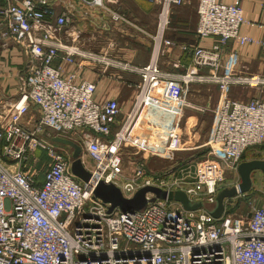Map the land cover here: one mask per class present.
<instances>
[{"label": "built area", "instance_id": "built-area-1", "mask_svg": "<svg viewBox=\"0 0 264 264\" xmlns=\"http://www.w3.org/2000/svg\"><path fill=\"white\" fill-rule=\"evenodd\" d=\"M4 1L2 47H21L27 61L17 80L16 100L0 98V264H264V207L238 216L228 199L216 220L204 210L187 212L179 203L161 199L149 201L142 211L109 212L108 204L94 198L97 184L104 181L128 199L141 188L155 187L214 203L246 151L264 143V100L245 102L225 95L207 157L192 170L157 173L148 169L146 160L133 162L130 171L124 166L123 151L129 145L137 147L136 154L152 156L169 149L132 136L155 84L165 83L168 96L190 85L216 87L224 94L234 87L264 90V75L222 71V46L254 42L240 33L246 22L241 1L198 0V39L219 42L211 49L193 47L192 67L179 75L163 72L157 55L163 46L173 45L165 39L170 12L186 0H150L159 3L161 11L154 56L146 66L82 47L81 33L68 31V15L59 13L52 0ZM118 2L93 0L91 5L116 23H128L115 9ZM58 58L78 68L86 63L104 73L138 76L139 91L123 122L116 99L98 100L96 84L79 82L77 72L65 75L53 65ZM188 106L182 97L174 99L177 113ZM31 112L36 118H29ZM54 137L74 141L87 154L93 163L85 166L91 173L88 183L72 174V150L58 149ZM38 152L44 153L45 162ZM46 159L40 181L36 164L44 167Z\"/></svg>", "mask_w": 264, "mask_h": 264}, {"label": "crops", "instance_id": "crops-1", "mask_svg": "<svg viewBox=\"0 0 264 264\" xmlns=\"http://www.w3.org/2000/svg\"><path fill=\"white\" fill-rule=\"evenodd\" d=\"M92 1L52 0L59 13L68 15L70 19L68 31L81 33L79 43L82 47L97 53L106 52L112 57L129 61L137 66L148 65L154 56L153 37L158 32L161 11L159 3H152L150 0H119L115 9L128 20V23H116L109 14L91 5ZM224 1L231 2V0ZM240 1L246 21L241 26L240 33L253 39L254 42L241 44L239 41H229L222 46V71L239 75H264V0ZM4 4L5 1L0 0V8ZM197 6L198 0H186L183 6L171 9L170 24L165 39L171 41L173 45L163 46L157 55L158 66L163 72L175 75L185 73L193 64V47L200 45L211 49L218 44L216 38H207L203 41L198 39ZM10 45L13 47L9 51H3L0 41L2 48L0 98L15 101L17 80L24 74L27 57L24 49L13 43ZM4 56H7V60H4ZM53 65L61 67L65 75L77 72L79 82L95 83L98 100L116 99L121 108L120 123L132 109L141 83L138 76L116 70H108L104 73L101 69L86 63L78 68L77 65H70L61 58H58ZM194 72L198 71L194 70ZM179 88H175L168 96L165 83L155 84L132 131L135 140L148 145L168 147V152H165L171 155L168 160L177 157L173 150L179 146L180 152L188 154V157L186 160H181L177 171L192 170L199 159L207 156L208 142L212 138L218 119L217 110L225 95L245 102L253 99L264 100V90L234 87L224 94L212 86L190 85L184 90ZM176 97H182L189 105L182 109V113H177L173 109ZM36 114L31 112L29 118H36ZM117 129L118 125L114 127V132ZM136 153L137 147L127 146L123 151L124 155L137 156ZM38 155L40 161L45 159L44 153L38 152ZM140 155L143 158L144 154ZM255 159L264 160V143L246 151L242 161ZM125 163L124 159L126 170L132 167ZM256 188L253 187L251 193L246 196L258 189ZM237 206L238 204L231 211H235Z\"/></svg>", "mask_w": 264, "mask_h": 264}, {"label": "water", "instance_id": "water-1", "mask_svg": "<svg viewBox=\"0 0 264 264\" xmlns=\"http://www.w3.org/2000/svg\"><path fill=\"white\" fill-rule=\"evenodd\" d=\"M53 142L63 145L72 150V174L84 183H88L91 179L90 171L85 167L82 160V148L74 141L62 137H54ZM237 173L240 178L238 185L226 187L219 191L214 203H207L204 201H192L183 191H164L155 187L141 188L130 199L123 196L119 188L111 183L100 181L94 191V198L109 205V212L114 209H119L126 213L129 211H142L146 208L149 201L156 199L166 200L169 202L179 203L187 212H196L204 210L212 218L218 220L225 212L226 200L234 198L238 195H245L252 191L256 176L261 177L264 185V160H249L242 161ZM152 194L154 197L148 199L147 195ZM207 205H214L212 209H208Z\"/></svg>", "mask_w": 264, "mask_h": 264}, {"label": "rangeland", "instance_id": "rangeland-1", "mask_svg": "<svg viewBox=\"0 0 264 264\" xmlns=\"http://www.w3.org/2000/svg\"><path fill=\"white\" fill-rule=\"evenodd\" d=\"M11 47H13V46L9 45V49L8 50H4L3 49V51H9ZM1 53H2V48L0 47V54ZM6 57L7 56H4V60H7ZM56 147L58 149H60V150L63 149V151L65 149L66 150L68 149V147L64 148L65 146L60 145V144H56ZM128 147H134V146L133 145H129ZM180 151H181V148L179 146L175 147L173 152L176 153L177 157L174 160H168V159H170L171 155L165 154V152H168L167 149L163 150V151L159 150V152L156 153V155H154V156L146 154L148 152H145V153L141 152L137 156L124 155V159H125V162H126L125 164L127 166H131V164L133 162H135V161L146 160L148 169L150 168L152 170H155V172H157V173H165V172H168V171H171V170L173 172L175 170H178L177 167L181 164V160L182 159L186 160L187 157H188V154H185V153L180 152ZM140 154H144L143 158H142V155H140ZM81 157H82V160H83L84 165L86 167L92 166L93 163L88 158L86 153L82 152ZM204 158L205 157H203L202 159H204ZM199 160H201V159H199ZM46 161L47 162H46L44 167L41 166L43 164L41 162L36 164L37 169L40 172L39 175H38V177L40 176L39 177L40 180L43 179L45 171L47 170V164H48L49 160L46 159ZM44 162H45V159H44ZM127 170L130 171V168L127 169ZM255 181H256L255 182L256 186H254V187H257L258 189L256 188L257 190H255L252 194H250L248 196H246L247 194L238 195V196L230 199V201H232L234 203V205H233L234 207H236L235 205L238 204L237 208L235 209V211L238 214V216H246V215H248L252 211L253 208L264 207V185H263V183L261 181V177L259 175L256 176ZM239 182H240V178L238 176V173L227 175V182H226L227 185L226 186L232 187V186L238 185ZM249 193H251V192H249ZM213 207H214V205H207L208 209H212Z\"/></svg>", "mask_w": 264, "mask_h": 264}, {"label": "trees", "instance_id": "trees-1", "mask_svg": "<svg viewBox=\"0 0 264 264\" xmlns=\"http://www.w3.org/2000/svg\"><path fill=\"white\" fill-rule=\"evenodd\" d=\"M243 157H244V156H243ZM39 177H40V176H39ZM39 177H38V179H39ZM39 180H40V179H39ZM41 180H42V179H41ZM41 180H40V181H41Z\"/></svg>", "mask_w": 264, "mask_h": 264}]
</instances>
